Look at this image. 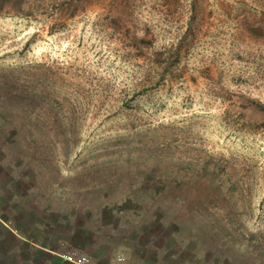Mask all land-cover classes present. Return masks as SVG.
Instances as JSON below:
<instances>
[{"label": "rangeland", "instance_id": "1", "mask_svg": "<svg viewBox=\"0 0 264 264\" xmlns=\"http://www.w3.org/2000/svg\"><path fill=\"white\" fill-rule=\"evenodd\" d=\"M155 215L139 241L264 264V0H0V264L7 225L100 226L92 256Z\"/></svg>", "mask_w": 264, "mask_h": 264}, {"label": "crops", "instance_id": "2", "mask_svg": "<svg viewBox=\"0 0 264 264\" xmlns=\"http://www.w3.org/2000/svg\"><path fill=\"white\" fill-rule=\"evenodd\" d=\"M46 212V211H45ZM66 218L61 219L60 223L67 222L64 220ZM163 221L158 219V217L152 216L147 221H142L138 223L137 226V233L138 235L129 240L128 242L116 244V246H113V248H109L108 250L104 248L103 246L98 248L96 251V254H92L93 259L96 264H112L113 260L119 255L124 254L126 256V261L130 263H137V264H213L209 260H205L201 257L199 253H196L193 251V254L195 255L192 259L187 260L182 258V251L181 250H171L168 246H163L158 243L154 242V239L157 235L152 237L150 240H147L146 242H141L137 238L142 236L145 233V227L148 225H151L153 223L163 225ZM11 224V223H10ZM70 224V231L67 233L66 237H60L58 240L59 243H53L49 240L48 233L44 232L43 226H38L40 229V233L38 237H31L29 236L26 231H22V229L18 226L17 228L15 226L7 225L12 233L15 235V237L19 238V251L16 250L15 253H19V255H22L23 253L28 254L27 259H24L19 264H68L63 261L61 258V252L66 247L71 246H77L81 249L85 250L84 247L81 246V243L73 244L70 241H72V238H74L80 231H85L89 233H93V235H97V232L99 231L100 226L95 227L94 230L92 228H89L85 226H78L73 223ZM12 225V224H11ZM79 229V230H78ZM108 237V236H107ZM110 239L113 238V236L109 235ZM22 245H25L26 248L22 247ZM103 245V244H101ZM99 247V246H98ZM137 249L139 251H137ZM41 252L43 254V261L39 262L34 256L36 252ZM34 253V254H33ZM192 253V252H191ZM36 255V254H35ZM58 259L59 262L55 263ZM134 261V262H133ZM127 263V264H130Z\"/></svg>", "mask_w": 264, "mask_h": 264}, {"label": "built area", "instance_id": "3", "mask_svg": "<svg viewBox=\"0 0 264 264\" xmlns=\"http://www.w3.org/2000/svg\"><path fill=\"white\" fill-rule=\"evenodd\" d=\"M61 258L68 264H96L92 256L77 247H67L65 251L61 253ZM125 263L126 256L124 254H119L113 260L112 264Z\"/></svg>", "mask_w": 264, "mask_h": 264}]
</instances>
